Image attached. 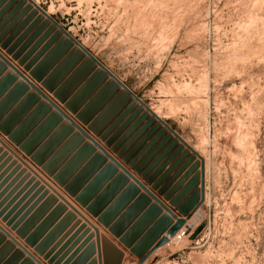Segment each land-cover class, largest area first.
<instances>
[{"label": "rangeland", "instance_id": "374dc122", "mask_svg": "<svg viewBox=\"0 0 264 264\" xmlns=\"http://www.w3.org/2000/svg\"><path fill=\"white\" fill-rule=\"evenodd\" d=\"M33 1L168 126L150 162L169 199L148 187L185 224L145 264H264V0Z\"/></svg>", "mask_w": 264, "mask_h": 264}, {"label": "water", "instance_id": "95a60500", "mask_svg": "<svg viewBox=\"0 0 264 264\" xmlns=\"http://www.w3.org/2000/svg\"><path fill=\"white\" fill-rule=\"evenodd\" d=\"M11 5H16L13 12L23 8L22 14L30 12L29 18L36 17L34 25L41 23L40 31L46 28L48 29L45 37L53 34L52 39L46 45L45 49L51 45L53 46L45 54V57L35 66H33L34 61L27 62L28 55L21 57V51L14 52L15 46L9 47V40L3 41L5 33L0 35L1 48L5 49L7 54L12 55V58L17 60L18 64L23 66L24 70L29 72V75L39 82L44 89L52 93L53 96L64 105V109L75 115L76 119L85 125L89 132L98 137L100 141H103L105 146L115 153L116 157L107 151L106 148L95 140L93 136L82 128L62 108L48 98L40 89L31 84L19 70L1 55L5 63L2 64L0 62V67L3 68H0V70H5L6 66L9 65L19 76L24 78L29 86L34 88V91L28 92L25 98V101L30 103V106L40 103L41 97H43L45 102L41 103L40 108L49 111L53 106L56 109L53 116L57 118V121L65 118L66 121L63 123L64 127H67L69 131L73 132L74 136L79 137L82 142L88 139V142L85 143L86 149H89V151L93 153L96 149L99 150L95 159H99L100 163L103 164L107 163V159L110 160L108 165L103 168V172L105 173L106 171V177L104 175L98 176L88 184L85 189L80 190V185L83 181L78 182L75 179V182H69L70 173L73 169L68 171L69 169L66 167L60 172H56L57 165L53 160L45 163L44 156L39 153L34 154L33 144L31 142L22 143V135L18 133V131H13L15 123L27 109L26 105L23 103H21L18 109H16L17 111L15 110L6 120L0 121V131L8 135L10 140L19 145L20 149L27 155H31V160L36 165L40 166L41 170L47 176L51 177L54 183L63 187L64 191L73 197L75 202L96 217L99 224L107 228L114 237L118 238L123 245L129 248L139 259L137 264H145L157 250L169 244L171 239L176 236L179 229L185 224L184 219L175 215L168 206L151 191V189L157 190L158 194L163 196L165 200L169 199V182L164 181L165 178L156 180V176L159 174L162 167L153 172L156 161L155 163L150 162L156 152L153 153L151 151L146 158H143L152 146V141H150L139 154L135 155L139 148L148 141L155 131H158L156 140L163 135L165 136L160 146L166 142L169 137V135L166 134L168 129L167 124L161 119L149 117L150 110L146 105L142 103L139 105V99L136 95L36 2L33 0H10L1 14ZM16 73L9 71L5 78L17 80L18 75ZM64 81V85L59 87ZM28 85L24 82H20L17 86L18 89L25 92L29 88ZM78 86V90L75 91ZM73 91L75 92L70 96ZM144 109H146V111ZM97 112H99V114H96ZM124 119L127 120L122 128L115 132L114 135L110 136L109 134L112 129ZM133 121H135V123L130 131L126 136L117 141V137L121 130ZM110 124L111 126H109ZM140 125L141 127L136 132L135 136L127 144L123 145L125 138ZM142 136L144 138L132 149V144ZM176 143L177 140L175 139L172 145ZM129 149L132 150L130 151ZM162 155L163 154H160L157 161L162 158ZM118 159H121L123 163L127 164L134 173ZM119 170L121 172H119ZM114 173L117 174L116 180L121 181V186L119 187L122 188L118 194L115 196V189H111L115 186L109 185V187L92 202L93 196L106 182L105 180L108 179L107 177L109 175L112 176ZM135 174H139L140 177L145 180L146 185L140 181ZM37 177L52 189L54 194H50V196L54 197L56 200L58 199L56 196H59L79 214L87 224H89L90 227L88 231L90 228L95 230L99 256L98 260L93 261L91 264H121L123 254L116 253L115 247L113 246L110 247L108 245L105 249L107 244L113 245L112 241H107L105 238L103 239L105 255L103 263L102 239L99 229L46 180L39 175H37ZM82 178L83 175H81L79 180ZM37 183L39 184V182ZM148 186H150L151 189ZM175 187H177V185ZM42 188L44 189V187ZM48 190L45 191L44 195L49 194ZM141 190L143 193H141ZM180 199L181 198L177 196L171 203L175 207H179ZM152 201H154V203H152ZM58 207L59 208L56 207L57 214H62L67 208L63 203ZM179 210L182 212V207ZM163 211H165V213H163ZM11 212H8L6 208L1 210L0 207V217L2 220L10 225L12 229H16L20 237L26 238V241L34 247L35 251L43 255L45 259H48L49 264H62L61 262L62 259L64 260V257L62 259H57L58 254L53 255L52 252L45 254L48 245H50L62 231V225L58 224L56 230H54L48 238L46 237V239L39 242L41 235L38 233L29 235L30 226L27 227L23 225L19 228L21 222H15L16 216L11 218ZM68 214L72 213L70 212ZM193 215L194 214L190 215L189 218ZM66 218H69V215ZM42 225L47 226L48 224ZM6 233L3 231L0 232V264H43L22 245L18 244L19 248H16L14 242L7 240ZM94 253L95 248L94 245H92V249L88 256H85V254L80 256L73 264H84L85 261L89 260L88 258L90 255ZM68 262L63 264H68Z\"/></svg>", "mask_w": 264, "mask_h": 264}, {"label": "crops", "instance_id": "0c3cea01", "mask_svg": "<svg viewBox=\"0 0 264 264\" xmlns=\"http://www.w3.org/2000/svg\"><path fill=\"white\" fill-rule=\"evenodd\" d=\"M9 2L10 0H0V14ZM15 7L16 5H11L3 14L0 15V35L5 33L3 41L9 40V47L15 46L14 52L21 51V57L28 55L27 62L34 61L33 66H35L45 57V54L49 51V49L52 48L53 45L45 49L46 45L52 39L53 34L45 37L48 29L46 28L40 31L41 23L34 25L36 17L29 18L30 12L22 14L24 10L23 8L13 12ZM0 55L7 59L31 84L40 89L48 98H50L57 106L62 108L82 128L93 136L95 140L106 148L107 151L116 157L115 153L112 152L110 148L105 146L103 141H100L98 137L89 132L87 127L76 119L75 115L64 109V105L60 103L52 93H49L46 89H44L39 82L34 80L29 75V72L25 71L23 66H20L18 61L12 58V55L7 54L6 50L1 48V45ZM1 56L0 62L4 64L5 62ZM9 71L16 73L9 65L6 66L5 70H0V121L6 120L10 115H12L21 103L25 104L27 109L24 111L21 118H19L15 123L13 131H18V133L22 135V143L31 142L33 144L34 154L39 153L44 156L45 163L53 160L57 165L56 172H60L66 167H68V171L73 169L70 173L69 182H75V179L78 182L83 181L80 185V190L85 189L96 177L101 175L105 176L106 171L104 173L103 168L108 165L110 160L107 159V163L103 164L100 163L99 159H95L99 150L96 149L93 153L90 152L89 149H86L85 143L88 142V139H85L82 142L79 137L74 136L73 132H70L67 127H64L63 123L66 121L65 118L57 121V118L53 116V113L56 111L53 106L49 111H45L40 108L41 103L45 102L43 97H41L40 103L30 106V103L26 102L25 98L28 92L34 91V88L29 86L24 78L19 76L17 73V80L5 78ZM20 82H24L29 86L27 91L23 92L18 89L17 85ZM64 83L65 81L61 83L59 87H62ZM78 88L79 86L76 87L75 91L78 90ZM75 91H73L70 96ZM96 114H99V112ZM126 120L127 119L120 121L112 129L109 135L112 136L115 132L119 131L125 124ZM134 123L135 121L129 123L121 130L117 137V141L126 136ZM111 124L109 126H111ZM140 127L141 125L125 138L123 145L127 144L135 136ZM142 138L144 137L142 136L137 139L132 144L131 148L133 149ZM150 138L139 148L135 155L139 154L147 146L150 142ZM132 149L129 150L131 151ZM150 153L151 150L149 149L143 158H146ZM123 164L129 168L127 164ZM129 170L134 173L132 169L129 168ZM119 172L121 171L119 170ZM36 174L44 178L51 186L59 191L73 206H75L89 221H91L95 227L99 229L102 239L103 263L105 259L104 238L107 239V241H112L113 243V245L107 244L105 249L108 245L110 247L113 246L115 247L116 253L123 254L121 264H127L128 258H130V262L133 261L131 262L132 264H137L139 262L138 260V262H136L137 258L129 248L123 245L118 238L114 237L107 228L98 223L96 217L91 215L85 208L75 202L74 198L68 195L64 191L63 187L54 183L52 178L47 176L41 170V167L36 165L31 160V155H27L20 149L19 145L10 140L8 135H5L0 131L1 210L5 208L6 210L8 209V212L15 210L13 211V214L14 216H17V221L21 222L19 224V228L22 227L24 223L32 224L29 229V235L34 233L40 234L41 236L39 238V242L46 239V237L48 238L50 234L56 230L58 224L62 225V231L52 241V243L48 245L45 254L51 252L53 255L59 254L57 259L64 257V262L69 261L68 264H73L80 256L84 254L85 256H88L90 250L92 249V245H94L95 253L92 256L94 259L98 260L99 255L95 230L90 228L88 231V228L90 227L89 224H87V222L59 196H56L58 198L57 200L50 196L53 192L52 189L39 179ZM81 175H83V178L79 180ZM116 177L117 174L115 173L112 176L109 175L107 177L108 179L105 180L106 182L104 181L105 183L93 196L92 202H94L98 196L105 189H107V187H109V185L115 186L111 189H115V196L118 194L122 187H119L121 186V181L116 180ZM37 182H39V184ZM42 187H44V189ZM46 190L49 191V194L44 195ZM141 193H143L142 190ZM52 194H54V192ZM163 201L166 203L165 200ZM61 203L65 204L68 210L71 209L70 212L72 214H68L70 212L67 210H65L62 214H57L56 207ZM152 203H154V201H152ZM163 213H165V211H163ZM68 215L69 218H66ZM42 224L48 225L43 226ZM30 252L34 255L33 251L30 250ZM37 259L43 264H46V262L40 257ZM89 259L90 261H85L84 264H89V262L92 261L91 255Z\"/></svg>", "mask_w": 264, "mask_h": 264}, {"label": "bare ground", "instance_id": "6f19581e", "mask_svg": "<svg viewBox=\"0 0 264 264\" xmlns=\"http://www.w3.org/2000/svg\"><path fill=\"white\" fill-rule=\"evenodd\" d=\"M201 212H202V211H201ZM201 214H202V213H200V215H201ZM195 215H196V214H195ZM198 215H199V214H197L196 216H198ZM200 215H199V216H200ZM199 216H198V217H199ZM193 218H194V217H193ZM193 218H192V219H193ZM196 218H197V217H196ZM200 218H201V217H200ZM194 219H195V218H194ZM194 219H193V221H192V220H191V221L194 222ZM196 223H197V222H196ZM178 236H179V235H178ZM174 239H175V238H174Z\"/></svg>", "mask_w": 264, "mask_h": 264}]
</instances>
